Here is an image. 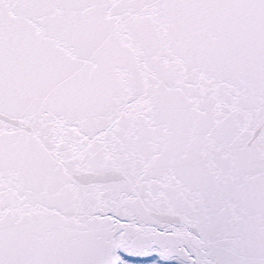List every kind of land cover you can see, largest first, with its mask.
<instances>
[{
    "label": "snow or ice",
    "instance_id": "snow-or-ice-1",
    "mask_svg": "<svg viewBox=\"0 0 264 264\" xmlns=\"http://www.w3.org/2000/svg\"><path fill=\"white\" fill-rule=\"evenodd\" d=\"M0 264H264V0H0Z\"/></svg>",
    "mask_w": 264,
    "mask_h": 264
}]
</instances>
